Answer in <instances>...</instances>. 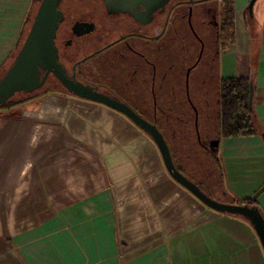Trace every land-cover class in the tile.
<instances>
[{
  "label": "crops",
  "instance_id": "1",
  "mask_svg": "<svg viewBox=\"0 0 264 264\" xmlns=\"http://www.w3.org/2000/svg\"><path fill=\"white\" fill-rule=\"evenodd\" d=\"M231 1L212 72L218 90L221 79H249L255 132L223 136L208 120L205 139L172 138L171 149L187 172L204 150L225 202L241 204L264 184V0L251 15L247 0ZM38 2L0 0V76ZM3 107L16 114L0 109V264H264L251 224L175 182L152 139L121 113L62 91ZM209 139L210 153L201 145ZM254 204L264 218V190Z\"/></svg>",
  "mask_w": 264,
  "mask_h": 264
},
{
  "label": "flooded vegetation",
  "instance_id": "2",
  "mask_svg": "<svg viewBox=\"0 0 264 264\" xmlns=\"http://www.w3.org/2000/svg\"><path fill=\"white\" fill-rule=\"evenodd\" d=\"M227 1L165 0L150 10L139 5L134 16L109 11L102 0H84L81 6L79 0H60L62 19L54 39L58 62L67 79L125 103L148 121H170L155 111L165 113L181 103L199 65L201 83L212 72L217 46L228 37ZM87 25L92 28L82 32ZM40 88L68 93L51 73ZM201 145L210 153L213 139Z\"/></svg>",
  "mask_w": 264,
  "mask_h": 264
},
{
  "label": "water",
  "instance_id": "3",
  "mask_svg": "<svg viewBox=\"0 0 264 264\" xmlns=\"http://www.w3.org/2000/svg\"><path fill=\"white\" fill-rule=\"evenodd\" d=\"M102 1L109 11L118 9L127 10L130 14L137 16L138 12L136 11L139 5H142L146 10H150L162 4L165 0ZM254 1L249 0L245 6L249 15L252 13ZM59 2L60 0H39L23 43L18 49L12 63L0 76V107L4 106L16 92H33L43 84L45 77L49 73L53 74L63 83L68 93L103 104L121 113L145 132L156 145L169 176L207 207L217 212L244 217L253 227L264 252V218L255 204L222 203L207 195L197 183L187 178L178 166L175 165L163 134L153 123L141 117L125 103L100 93L88 85L67 79L64 76L63 68L58 62L57 49L54 43L56 30L59 21L62 19V14L57 8ZM91 28L87 25V28L85 27L82 32L88 31ZM41 70L44 73L40 79L39 73ZM251 98L252 87L250 85L248 96V106L250 108ZM213 145H217V140H213ZM263 190L264 184L255 191L250 200L255 202L256 196Z\"/></svg>",
  "mask_w": 264,
  "mask_h": 264
},
{
  "label": "rangeland",
  "instance_id": "4",
  "mask_svg": "<svg viewBox=\"0 0 264 264\" xmlns=\"http://www.w3.org/2000/svg\"><path fill=\"white\" fill-rule=\"evenodd\" d=\"M229 1V0H228ZM228 1L226 5L228 4ZM249 0H247L246 3H248ZM85 4L84 0H79V5ZM202 70V67L199 65L198 68L193 70L190 74L189 79V86L186 92L182 94V100L181 103L176 104L177 109L174 108L169 109L167 112L162 113L159 110H156L155 112L157 114H161L163 116L169 115L170 121H149L153 123L163 134L166 143L170 149L172 159L177 165V159L175 157L174 152L171 149L172 145V138H176L178 142L182 143V139L188 138L190 143H194V137L196 136V139H205V121H211V127L216 132L219 129V123H220V113L218 109V96H219V90H218V82L216 79V74L214 72H210V75L206 77V80L204 83H201L200 80L197 78V74H199ZM45 88L37 89L36 91H33L31 93L29 92H16L9 100V102H13L15 100H18L20 98L26 97L30 94L42 92ZM3 109L4 115L11 114L14 116L16 114L15 110H10L6 108H0ZM173 110V111H172ZM175 119V120H173ZM183 119V121H179ZM162 124L169 126L170 132H166L162 128ZM204 153V150H201ZM202 152H199V161L197 158H193V167L188 166L187 171H182L183 174L192 180L193 182H198L200 188L210 196L212 194V198L222 202L226 203L227 200L226 196H223L222 192V181L220 180L219 172L217 171V178L212 173L214 169H217L216 162L211 160V156L204 158ZM185 162V159L183 160ZM185 166V165H182ZM193 170V171H192ZM215 171V170H214ZM193 172V173H192ZM194 175H196L194 177ZM217 179V180H216ZM195 180V181H194ZM210 193V194H209ZM211 197V196H210Z\"/></svg>",
  "mask_w": 264,
  "mask_h": 264
},
{
  "label": "trees",
  "instance_id": "5",
  "mask_svg": "<svg viewBox=\"0 0 264 264\" xmlns=\"http://www.w3.org/2000/svg\"><path fill=\"white\" fill-rule=\"evenodd\" d=\"M232 9V1L229 0L226 12L230 14V19ZM250 85L249 79L245 77L220 80L219 113L221 135L233 136L252 134L255 132L254 117L251 108L248 106ZM243 203L254 204L250 198L245 199Z\"/></svg>",
  "mask_w": 264,
  "mask_h": 264
}]
</instances>
